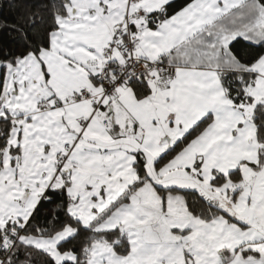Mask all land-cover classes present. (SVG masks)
I'll use <instances>...</instances> for the list:
<instances>
[{"label": "snow or ice", "instance_id": "6c2138e0", "mask_svg": "<svg viewBox=\"0 0 264 264\" xmlns=\"http://www.w3.org/2000/svg\"><path fill=\"white\" fill-rule=\"evenodd\" d=\"M0 264H264V0H0Z\"/></svg>", "mask_w": 264, "mask_h": 264}, {"label": "trees", "instance_id": "16d2710c", "mask_svg": "<svg viewBox=\"0 0 264 264\" xmlns=\"http://www.w3.org/2000/svg\"><path fill=\"white\" fill-rule=\"evenodd\" d=\"M7 14V9L5 10V15ZM9 19H12V17H8Z\"/></svg>", "mask_w": 264, "mask_h": 264}]
</instances>
